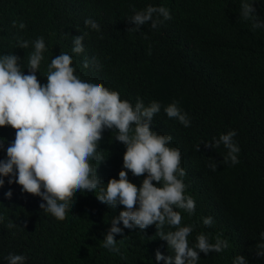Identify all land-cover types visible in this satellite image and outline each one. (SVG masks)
<instances>
[{"label": "trees", "instance_id": "16d2710c", "mask_svg": "<svg viewBox=\"0 0 264 264\" xmlns=\"http://www.w3.org/2000/svg\"><path fill=\"white\" fill-rule=\"evenodd\" d=\"M169 9L172 19L152 29L140 31L128 21L133 8L147 5ZM256 14L264 18V3H257ZM93 17L98 30L84 23ZM24 22L27 27H12ZM85 33L84 50L73 54V66L82 76L99 80L121 93V97L147 105L155 100L162 105L154 116L152 130L172 136L171 146L182 152L181 166L186 175V194L196 202L193 214L179 210L182 224L194 226L190 241L201 232L227 240L221 253H200L199 264H232L244 255L249 264H264L257 256L260 233L264 231V28H253L240 17V0H0V53L13 52L24 59L34 51L31 43L22 49L16 45L19 35L29 42L45 39L47 51L37 72L47 83V65L55 56L68 52L72 36ZM95 57L88 65L85 56ZM178 102L188 114L190 127L170 119L164 107ZM241 151L239 163L232 165L223 157L227 150L206 147L213 138L229 130ZM11 126L0 127L5 148L15 138ZM115 132L105 130L100 149L105 160L98 164L97 175L103 183L119 179L125 146L114 139ZM199 150H197V146ZM6 152L0 151V159ZM209 158L217 170L209 167ZM128 178L138 187L144 175ZM154 184L156 182H153ZM18 184L0 188V264L9 253L24 254L26 264H156L155 252L171 254L167 242L156 234L155 225L141 232L123 228L115 239L120 253L103 247L111 227V218L123 206L109 208L93 192H74L73 206L62 218L40 208L39 197L22 193ZM106 187V185H105ZM11 188L12 198L5 192ZM211 216L214 224L206 227L202 218ZM16 225L9 228L8 224ZM169 229L166 227L165 231ZM160 264H163L161 261Z\"/></svg>", "mask_w": 264, "mask_h": 264}, {"label": "clouds", "instance_id": "9594fccd", "mask_svg": "<svg viewBox=\"0 0 264 264\" xmlns=\"http://www.w3.org/2000/svg\"><path fill=\"white\" fill-rule=\"evenodd\" d=\"M257 3L264 0H240V17L251 21L253 28H264V18L256 14ZM172 19L169 9L163 6L147 5L136 10L128 21L134 25L131 31H140L149 24L156 29L158 24ZM84 23L99 32L100 23L93 17H86ZM12 27L19 30L27 25L16 21ZM85 33L72 36L71 48L51 59L47 65V83L38 80L37 72L47 51L45 39L39 37L32 42L19 35L16 45L25 49L31 43L34 51L28 56L25 74L24 59L13 52L0 53V127L11 126L15 138L5 148V138L0 137V151L6 156L0 159V188L7 184H18L22 193L39 197L40 208L58 218L66 215L73 204L74 192L99 190L96 198L111 209L123 206L118 215L111 218V227L103 239V247L119 254L120 247L115 237L123 234V228L139 229L141 232L155 225L157 236L167 242L171 254L155 252L156 264H199L200 253H221L229 247L227 240L217 237L215 242L208 233L201 232L190 241L194 226L182 224L179 210L193 214L195 200L186 194V175L181 166L182 152L171 146L172 136L152 130L154 116L160 113L162 105L143 99L131 100L121 97L117 90L106 87L103 82L82 76L73 66V54L84 50ZM90 62L99 66L92 57H83L81 63ZM164 112L170 119H176L184 127L191 126L186 112L173 101ZM105 130L115 132L114 139L122 143L126 151L119 179L110 178L105 184L97 175L98 164L105 160L100 142ZM236 130H229L204 145L227 150L223 157L232 165L239 163L241 149L235 141ZM197 146V150H199ZM209 167L217 170V163L209 158ZM144 174L139 187L128 178ZM153 182H156L155 184ZM106 185V187H105ZM11 199V188L5 192ZM0 216V223L3 222ZM123 224V228L119 224ZM206 227L214 224L211 216L202 218ZM9 228L16 227L9 223ZM168 231H165V228ZM261 243L257 244V256L264 258V231L260 233ZM7 264H26L24 254L9 253ZM232 264H249L241 254L236 255Z\"/></svg>", "mask_w": 264, "mask_h": 264}]
</instances>
